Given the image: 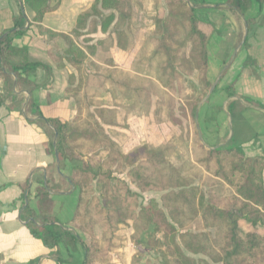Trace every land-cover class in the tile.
<instances>
[{
  "label": "trees",
  "instance_id": "16d2710c",
  "mask_svg": "<svg viewBox=\"0 0 264 264\" xmlns=\"http://www.w3.org/2000/svg\"><path fill=\"white\" fill-rule=\"evenodd\" d=\"M164 2L167 14L155 20L151 38V61H155L154 65L150 63L153 79L135 80L116 69L107 75L85 70L91 58L113 66L109 51L114 45L125 48V27L132 15L131 0H94L77 17L70 33L87 56L64 36L66 49L62 53L49 49L50 61L56 68L61 69L66 63L75 71L67 78L65 95L73 99L76 115L65 122L44 117L31 101L25 107L24 113L36 118L27 121L39 125L49 139V151L57 155L59 169L64 170L67 164L75 165L70 182L78 199L67 226L57 223L54 203L48 198V180L38 181L34 191L30 188L34 179L21 187L22 200L25 201L27 194L28 203L20 210V220L31 236L47 249L58 251L60 246L65 247L68 259L58 257L59 264L99 261L112 243L106 241V248L102 249L94 237V225H101L105 233H114L118 225L127 221H132L133 226L131 242L142 250L158 251L160 264H264V233L254 231L242 237L239 226L240 221H245L253 228L264 229L262 158H247L238 147L207 149L196 127L191 137L195 169L188 173L169 168L164 147L141 146L123 153L103 128L116 125V112L113 108L101 107L91 98L109 86L131 91L138 98L145 93L156 95L159 105L169 109L174 108L176 101L183 100L184 111L194 124L197 106L211 88L207 80L211 30L195 15V6L204 5L206 0H190L193 6H188L187 0ZM254 2L259 9H264V0H228L242 16ZM26 3L34 13L39 31L45 32L39 24L54 7L49 5V0H26ZM24 24L22 17L15 19L13 29L0 37V107L9 102L7 109L20 113L23 101L14 94V89L31 95L43 85L31 82L28 72L42 69L51 73L49 66L29 60L27 48L12 46L13 40L25 33ZM95 36L102 38L95 40ZM246 41L247 38L244 45ZM251 62L247 59L245 65ZM190 76L195 77L200 91L192 90L187 95L183 81ZM227 91L229 97L234 95L232 85ZM259 107L264 110L263 105ZM170 112L173 117V111ZM101 152L105 153V159H99ZM125 171L139 191L161 193L160 208L151 205L135 212L137 195L115 176ZM112 181L119 185H111ZM94 182L102 187L100 198L94 195ZM32 198L37 199L36 209L29 206ZM79 247L81 261L77 260ZM142 256L143 252L138 251L130 264H139Z\"/></svg>",
  "mask_w": 264,
  "mask_h": 264
},
{
  "label": "crops",
  "instance_id": "0c3cea01",
  "mask_svg": "<svg viewBox=\"0 0 264 264\" xmlns=\"http://www.w3.org/2000/svg\"><path fill=\"white\" fill-rule=\"evenodd\" d=\"M93 1L49 0L54 10L44 15L39 26L45 32H40L26 0H0V37L13 29L15 19L22 17L25 33L14 39L12 46L27 48L30 61L51 68L49 74L42 69L28 72L31 82L43 85L31 95L14 89V94H18L23 103L31 101L46 118L69 122L76 115L73 99L65 95L67 78L75 71L66 63L63 68H56L50 61L49 49L56 47L60 52L66 49L64 36L87 56L70 33L77 17L88 10ZM227 2L206 0L204 5L195 6L198 19L211 28L207 80L211 87L215 84V88L209 99L199 108L197 106L194 127L207 149L238 147L245 157L264 160V110L259 107V104L264 106V9H258L251 3V10L242 16ZM247 20H250L249 25ZM46 32L57 36L51 37ZM56 38L64 43L63 49L52 44ZM111 52L110 49V55ZM247 59L252 62L245 65ZM90 61L103 65L92 58ZM230 85L234 93L232 97L227 91ZM9 104L7 102L5 107H0V264H59L58 257L64 261L68 259L65 247L60 246L58 251L47 249L31 236L20 220V210L26 206L21 187L34 179V184L30 185L34 191L38 181L48 180V198L54 203L55 213L59 212L61 202L73 199L69 218L63 222L56 216L58 224L67 226L78 199V193L70 182L74 166L67 164L64 170H60L55 156L49 151V139L44 131L39 125L27 121L36 118L27 116L24 107L21 113L9 111ZM262 180L264 187V168ZM29 206L36 209L37 199L32 198ZM78 250L77 260L81 261V248Z\"/></svg>",
  "mask_w": 264,
  "mask_h": 264
},
{
  "label": "rangeland",
  "instance_id": "374dc122",
  "mask_svg": "<svg viewBox=\"0 0 264 264\" xmlns=\"http://www.w3.org/2000/svg\"><path fill=\"white\" fill-rule=\"evenodd\" d=\"M187 3L188 6H193L191 5L192 3L190 4V0H187ZM254 4L259 9L258 4L256 2ZM251 5L244 12L250 11ZM131 6L132 15L125 27L127 35L125 48H118L115 45L111 48L112 67L92 64L91 61H88L84 66L87 72L107 75L111 69H116L122 75H127L135 80L143 78L153 79L151 77L153 71L150 70V65H154L155 61L153 63L151 61V38L155 29V20L163 18L167 14L165 2L164 0H131ZM224 19L222 23H224ZM94 38L99 39L102 36H95ZM52 44L54 46L59 45L61 49L64 48V43L59 38L53 39ZM53 51L62 53L56 47H53ZM183 82L185 86L184 93L187 95H191L192 90L200 91L199 84L194 76L184 78ZM148 90H150L149 87ZM98 92L100 95L92 96V100L96 101L100 106L113 108L116 112V125L103 126V128L123 153H129L141 146L164 147L169 168L182 173H188L195 169L191 157V137L194 133V124L191 123L184 111L183 100L176 101L174 108L169 109L159 105V98L156 95L147 96L148 94L145 93L146 96L143 95L138 98L131 91L109 86L103 90H98ZM19 99L21 98L19 97ZM26 106L27 103L23 107L25 108ZM171 110L173 111V117ZM98 157L99 159H105V153L101 152ZM73 166L75 167L74 163ZM115 176L117 179L124 181L130 191L137 195L138 209L135 211L136 213L139 212L141 207L151 205L161 207V193L139 191L128 179L126 171L122 174L116 173ZM111 183V185H119L115 181ZM93 189L95 197L100 198L102 187L94 182ZM227 193H229V190ZM74 201L76 204V198ZM70 203H73V199L61 202L59 212L55 213V217L57 216L59 220L65 222L70 216ZM239 226L242 237L254 231L260 234L264 233L263 228H253L245 221H240ZM93 233L102 249L106 248V241L112 243L111 249L103 252L99 261L93 264H130L131 259L138 251L143 252L139 264H146L147 262L160 264L162 262L158 251L142 250L131 242L130 236L133 233L132 221L118 225L117 231L114 233H105L101 225L95 224ZM86 242L88 241L86 240Z\"/></svg>",
  "mask_w": 264,
  "mask_h": 264
},
{
  "label": "water",
  "instance_id": "95a60500",
  "mask_svg": "<svg viewBox=\"0 0 264 264\" xmlns=\"http://www.w3.org/2000/svg\"><path fill=\"white\" fill-rule=\"evenodd\" d=\"M214 88H215V84L212 85V87H211L210 90L208 91L207 95H206V96L202 99V101L198 104V108L201 106V104H203L206 100L209 99V97H210V95L212 94ZM198 108H197V110H198ZM196 113H197V111H196ZM196 116H197V114H196ZM196 116H195V117H196ZM56 136H57V133L55 132V137H56ZM55 160H56V162H58V157H57L56 154H55ZM26 195H27V194H25V205H27V203H28L27 198H26ZM25 207H26V206H25Z\"/></svg>",
  "mask_w": 264,
  "mask_h": 264
}]
</instances>
